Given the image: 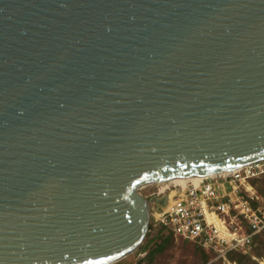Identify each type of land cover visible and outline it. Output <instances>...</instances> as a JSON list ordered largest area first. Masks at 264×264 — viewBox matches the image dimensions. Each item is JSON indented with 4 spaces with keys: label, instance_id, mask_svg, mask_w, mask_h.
Instances as JSON below:
<instances>
[{
    "label": "water",
    "instance_id": "95a60500",
    "mask_svg": "<svg viewBox=\"0 0 264 264\" xmlns=\"http://www.w3.org/2000/svg\"><path fill=\"white\" fill-rule=\"evenodd\" d=\"M264 159V0H0V264H113L138 190Z\"/></svg>",
    "mask_w": 264,
    "mask_h": 264
},
{
    "label": "built area",
    "instance_id": "2783aa9c",
    "mask_svg": "<svg viewBox=\"0 0 264 264\" xmlns=\"http://www.w3.org/2000/svg\"><path fill=\"white\" fill-rule=\"evenodd\" d=\"M261 178L264 159L199 181H166L167 204L157 208L155 222L214 253L222 264H236L229 255L247 253L254 237L264 231L263 198L252 183Z\"/></svg>",
    "mask_w": 264,
    "mask_h": 264
},
{
    "label": "rangeland",
    "instance_id": "374dc122",
    "mask_svg": "<svg viewBox=\"0 0 264 264\" xmlns=\"http://www.w3.org/2000/svg\"><path fill=\"white\" fill-rule=\"evenodd\" d=\"M172 181L180 182L178 180ZM167 185L168 182L154 183L146 185L138 190V192L145 198L149 199L151 203L149 229L144 240L147 241L146 243H148L149 248L142 250L138 248L127 257L113 264H209L208 262H206L205 257L202 255V252L197 247H195V245L180 238H174L173 240H171L170 243L166 245L163 251H153L156 245L160 242V238H156L158 232H164L161 234L167 233L159 224H156L154 218V213H156L157 208L160 205H164V201L166 199L165 195L169 193L166 191ZM260 196L263 198L261 206L264 208V195L260 194ZM263 244L264 233L260 235L259 240H257L248 251V255H253V259L258 260L260 264H264ZM150 250L151 252L149 253ZM257 251H260L262 253V256H260L259 258L255 256V253H257Z\"/></svg>",
    "mask_w": 264,
    "mask_h": 264
},
{
    "label": "trees",
    "instance_id": "16d2710c",
    "mask_svg": "<svg viewBox=\"0 0 264 264\" xmlns=\"http://www.w3.org/2000/svg\"><path fill=\"white\" fill-rule=\"evenodd\" d=\"M252 183H253L254 187L257 189L258 193L264 195V178L255 179V180L252 181ZM161 227L167 233L166 234H161V233H164V232H162V231L158 232V235L156 236V238H160V242L156 245V247H155V249H153V251L154 250L163 251L165 249L166 245L168 243H170L171 240H173L174 238H178V237H176L174 235L172 230H170V229H168L166 227H163V226H161ZM150 228H151V226H150ZM263 233H264V231H262L261 233L257 234L254 237L252 246L255 244V242L257 240H259L260 235H262ZM180 239H182V238H180ZM182 240H184V239H182ZM146 242L147 241H144L142 243V245L139 247L140 250L149 248L148 247L149 245ZM190 243H192V242H190ZM192 244L195 245V247H197L202 252V255L205 257L206 262H208L209 264H222L221 261L215 260L214 253L207 252L206 250L198 247L195 243H192ZM263 247H264V244H263ZM150 252H151V250L149 251V253ZM255 256H257L259 258L260 256H262V253L260 251H257V253H255ZM229 258H230V260L232 262H235L236 264H260V262L258 260L253 259V255H248V252L245 253V254L241 253V252H232L229 255Z\"/></svg>",
    "mask_w": 264,
    "mask_h": 264
},
{
    "label": "bare ground",
    "instance_id": "6f19581e",
    "mask_svg": "<svg viewBox=\"0 0 264 264\" xmlns=\"http://www.w3.org/2000/svg\"><path fill=\"white\" fill-rule=\"evenodd\" d=\"M202 178V176H192V177H185V178H175L173 180H178V181H187V180H193V181H199ZM172 181V180H170ZM167 201H164V205H160L161 209H165ZM162 204V203H161Z\"/></svg>",
    "mask_w": 264,
    "mask_h": 264
}]
</instances>
